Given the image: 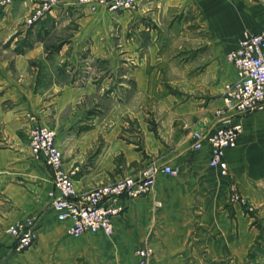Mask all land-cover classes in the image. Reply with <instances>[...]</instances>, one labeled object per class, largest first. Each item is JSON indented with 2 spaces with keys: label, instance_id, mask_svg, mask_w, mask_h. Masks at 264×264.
Instances as JSON below:
<instances>
[{
  "label": "crops",
  "instance_id": "crops-1",
  "mask_svg": "<svg viewBox=\"0 0 264 264\" xmlns=\"http://www.w3.org/2000/svg\"><path fill=\"white\" fill-rule=\"evenodd\" d=\"M36 2L0 0V264H136L145 247L150 264H259L264 106L235 116L243 130L225 151L228 177L209 168L208 143L192 150L191 134L218 128L237 76L226 55L264 32V0H136L115 13L58 0L29 24ZM36 125L55 132L78 193L148 165L177 175L159 172L148 195L118 199L111 236L73 238L50 207L51 172L30 152ZM233 184L253 212L230 201ZM27 223L36 242L18 251L7 229Z\"/></svg>",
  "mask_w": 264,
  "mask_h": 264
},
{
  "label": "built area",
  "instance_id": "built-area-1",
  "mask_svg": "<svg viewBox=\"0 0 264 264\" xmlns=\"http://www.w3.org/2000/svg\"><path fill=\"white\" fill-rule=\"evenodd\" d=\"M57 1L40 0L38 11L28 23H33L56 5ZM75 3L90 12L103 6L115 13L133 9L136 0H75ZM226 59L235 67L237 76L222 95V107L215 110L218 128L209 133L195 131L191 134L192 150H200L204 142L208 143V166L217 169L223 177L229 176L225 151L237 145L243 130L241 122L235 121V116L252 113L264 106V32L244 33L236 48L226 55ZM28 140L32 156L41 159L52 175L53 190L48 194L50 207L55 211L58 221H70L67 233L73 238L98 232L111 236L114 232L112 219L122 211L116 205L118 199H135L148 195L159 172L177 175V171L167 165H148L138 175L126 176L116 182L78 193L72 172L63 166L62 150L55 142V132L48 127L31 126ZM229 198L231 202L239 203L249 212H253V207L238 194L234 184L230 187ZM7 232L14 237L18 251L28 249L36 242L37 236L32 223L10 226ZM152 254L150 247L138 249L136 264H150Z\"/></svg>",
  "mask_w": 264,
  "mask_h": 264
},
{
  "label": "rangeland",
  "instance_id": "rangeland-1",
  "mask_svg": "<svg viewBox=\"0 0 264 264\" xmlns=\"http://www.w3.org/2000/svg\"><path fill=\"white\" fill-rule=\"evenodd\" d=\"M2 1H4V2H6L7 4H12L14 1H16V0H2ZM35 4H38L37 2H36V0H32ZM38 2H40V0H37ZM39 5V4H38ZM38 9H39V7L38 6H35L33 9H32V11H31V13L29 14V17H28V19H31V18H33V16H35V14H36V12L38 11ZM172 46L175 48L176 47V49L177 48H179V47H181L182 46V44H181V41L180 42H178L177 40H174V41H172ZM184 44V43H183ZM172 48V47H171ZM190 62H192V61H190ZM235 187H236V189H237V192H238V194H240L241 196H242V194H241V191L239 190V188L237 187V185L235 184L234 185ZM243 197V196H242ZM245 199V198H244ZM246 200V199H245ZM247 201V200H246ZM252 207V206H251ZM259 244H257V246H255V248L251 251V254H250V256H251V260H253V261H255L256 259L255 258H257V257H260V262H259V264H264V254L262 255L259 251H260V249H259V246H258Z\"/></svg>",
  "mask_w": 264,
  "mask_h": 264
}]
</instances>
